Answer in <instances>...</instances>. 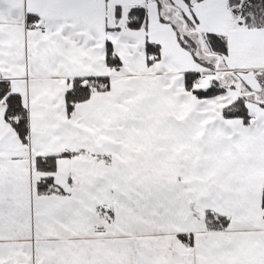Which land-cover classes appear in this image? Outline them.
<instances>
[{
  "label": "snow or ice",
  "instance_id": "1",
  "mask_svg": "<svg viewBox=\"0 0 264 264\" xmlns=\"http://www.w3.org/2000/svg\"><path fill=\"white\" fill-rule=\"evenodd\" d=\"M0 264H264V0H0Z\"/></svg>",
  "mask_w": 264,
  "mask_h": 264
}]
</instances>
